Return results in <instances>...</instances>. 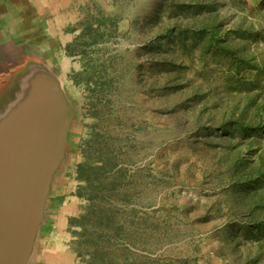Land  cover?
Masks as SVG:
<instances>
[{
  "label": "rangeland",
  "instance_id": "obj_1",
  "mask_svg": "<svg viewBox=\"0 0 264 264\" xmlns=\"http://www.w3.org/2000/svg\"><path fill=\"white\" fill-rule=\"evenodd\" d=\"M0 1V78L3 49L35 54L76 109L30 264H264V238L245 226L264 194L254 203L235 182L237 157H264V135L224 132L245 96L198 40L156 43L216 13L226 46L264 72L260 0Z\"/></svg>",
  "mask_w": 264,
  "mask_h": 264
},
{
  "label": "water",
  "instance_id": "obj_2",
  "mask_svg": "<svg viewBox=\"0 0 264 264\" xmlns=\"http://www.w3.org/2000/svg\"><path fill=\"white\" fill-rule=\"evenodd\" d=\"M0 78V264H30L64 165L76 109L35 54L3 49Z\"/></svg>",
  "mask_w": 264,
  "mask_h": 264
},
{
  "label": "trees",
  "instance_id": "obj_3",
  "mask_svg": "<svg viewBox=\"0 0 264 264\" xmlns=\"http://www.w3.org/2000/svg\"><path fill=\"white\" fill-rule=\"evenodd\" d=\"M258 8L264 9V0H260ZM216 15V13H213L211 21L209 20L208 23L199 25V27L195 24L190 26L174 24L169 28V33L158 35L156 43L160 45L164 40L172 41L180 52H183L187 50V40L190 37L200 42L196 44L202 48L199 50L202 57L209 55L211 58H221L223 63H219V67L224 68L225 66L226 68L224 70L226 74L225 83L230 85L232 92L250 98L245 100V98L239 96L238 103H235L236 105L233 107L237 113L236 115H234V112L231 114L230 122L224 126V132L231 135L232 138L239 134L245 139H254L260 133L264 135V72L254 61L238 56L237 53L226 46V40L222 39L225 33ZM233 33L237 36H251V33L240 29L233 30ZM250 74H254V78H250ZM260 75L263 81L261 85L258 82L255 83L256 78ZM239 157H237V167L243 170L244 173L235 182L240 188V194L244 198L251 197L255 203L259 201L257 200L259 191L261 190L260 193L264 194V157L259 154L255 161L246 156ZM59 175L60 173L57 177ZM78 195L82 197L80 191ZM262 202L257 204V208H264V201ZM248 224L250 225H245L246 234L250 239L259 240L264 238V216L257 219L256 222Z\"/></svg>",
  "mask_w": 264,
  "mask_h": 264
},
{
  "label": "crops",
  "instance_id": "obj_4",
  "mask_svg": "<svg viewBox=\"0 0 264 264\" xmlns=\"http://www.w3.org/2000/svg\"><path fill=\"white\" fill-rule=\"evenodd\" d=\"M1 3V1H0ZM0 10H3V7L0 5ZM0 15H2L1 11H0ZM5 25V22L3 21L2 17H0V42H5V29L3 28V26ZM7 40H10V39H7ZM1 44V43H0ZM56 183V181H55ZM54 189H55V184H54V188H53V192L52 194H54ZM53 199L52 195H51V199H50V202H49V207H50V203H51V200ZM48 213H49V209H48ZM48 213H47V219H46V222L48 220ZM45 222V224H46ZM44 224V226H45ZM43 226V227H44ZM43 229V228H42ZM42 232V231H41ZM40 236H41V233H40ZM40 236H39V239H40ZM39 242V240H38ZM38 244V243H37Z\"/></svg>",
  "mask_w": 264,
  "mask_h": 264
}]
</instances>
